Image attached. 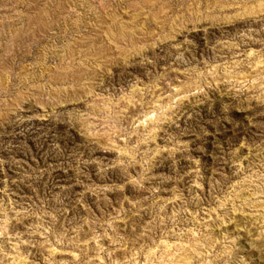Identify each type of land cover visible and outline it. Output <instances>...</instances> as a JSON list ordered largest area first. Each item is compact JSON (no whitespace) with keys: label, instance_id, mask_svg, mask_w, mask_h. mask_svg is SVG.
<instances>
[{"label":"rangeland","instance_id":"1","mask_svg":"<svg viewBox=\"0 0 264 264\" xmlns=\"http://www.w3.org/2000/svg\"><path fill=\"white\" fill-rule=\"evenodd\" d=\"M0 264H264V0H0Z\"/></svg>","mask_w":264,"mask_h":264}]
</instances>
